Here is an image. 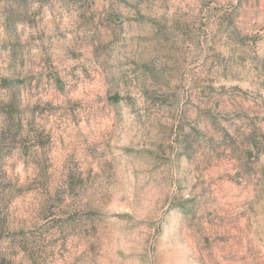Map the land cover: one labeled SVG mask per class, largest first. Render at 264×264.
Listing matches in <instances>:
<instances>
[{
    "label": "rangeland",
    "instance_id": "obj_1",
    "mask_svg": "<svg viewBox=\"0 0 264 264\" xmlns=\"http://www.w3.org/2000/svg\"><path fill=\"white\" fill-rule=\"evenodd\" d=\"M0 264H264V0H0Z\"/></svg>",
    "mask_w": 264,
    "mask_h": 264
}]
</instances>
